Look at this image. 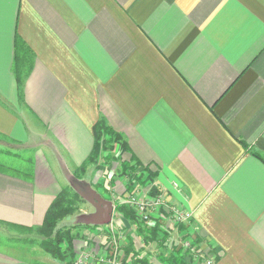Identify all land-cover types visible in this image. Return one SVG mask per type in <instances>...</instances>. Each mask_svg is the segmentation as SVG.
Instances as JSON below:
<instances>
[{"label": "crops", "instance_id": "obj_1", "mask_svg": "<svg viewBox=\"0 0 264 264\" xmlns=\"http://www.w3.org/2000/svg\"><path fill=\"white\" fill-rule=\"evenodd\" d=\"M98 121L194 215L166 244L127 237L129 260L171 264L181 248L184 264H264V0H0V143L33 151L25 172L0 167V222L37 226L63 188L97 181L74 169Z\"/></svg>", "mask_w": 264, "mask_h": 264}, {"label": "rangeland", "instance_id": "obj_2", "mask_svg": "<svg viewBox=\"0 0 264 264\" xmlns=\"http://www.w3.org/2000/svg\"><path fill=\"white\" fill-rule=\"evenodd\" d=\"M25 70L26 69L24 68L23 79L26 75ZM15 77L17 80L16 73ZM107 125L114 132V136H111L112 138L108 141L107 137H110L109 134H99L98 128L97 133L94 130V140L95 142H97L96 140H99L100 152L98 154L92 155V149V151L84 161L86 162L87 168L93 169L94 173H96L95 176L97 181L95 183H92L91 186L89 184L87 186H81V184L79 183L80 192L76 191V189H74L73 187H70V192H78L83 200L78 199L79 201H77L79 203L80 210L64 218L59 225L60 227L67 226L68 228L70 227L71 229H73L71 231L73 234V238L71 240L73 245L72 252H67L68 249H66V245H64L62 249L61 259H58L52 256L50 252L44 250V248L40 245V239H42V236L40 234L25 230L23 228H19V226L16 224H4L0 222L1 262L8 261L12 264H15L17 262L24 261L32 264L33 261H35L36 264H73L74 260L79 256H83V254H88L89 256L93 255L94 257L103 256L105 250L110 249V246H108V244H112L114 246L120 245V248H122L121 250H124V260L129 264H133L135 259L133 261L128 259L127 251L124 249V247H122V245L125 244V239H127V237L128 239H131V236H136V238H139L141 235L145 238L143 233L140 232L142 229L141 223L148 228L154 227L156 225L159 226V229L161 227L162 230H159L161 231V235H159V237L161 239L162 234H164V236L167 238L166 243H168V234L166 232L169 229V225L171 224V222L176 226L191 225L192 218L194 216L193 212L188 219L179 221L175 220L174 214L176 210H180L184 213L190 210L183 208L179 204L172 203L170 200H168L169 197L166 192L161 193L162 191L160 189V185L156 181L157 176L154 173L158 170V168L141 164V162H137L133 158L128 159L126 157V154L129 152V144L126 142L124 137H122L121 133L112 128V126H110L109 124ZM32 154V150H26L25 152L24 150L17 148L7 151L0 143V167L7 168L9 170H12L10 168L14 167L17 170L25 172L26 169L30 168L28 160L32 156ZM129 162L131 165H133V167L135 166V163L136 165H138L135 171H132V167L127 169V167L130 166ZM74 170L75 176L77 178L78 175L79 177L80 175H82V165L77 167V169L75 168ZM171 184L174 188H179L178 186L180 185L177 181L174 180ZM125 186L128 187L125 188ZM90 187L94 193L97 192L96 195L100 196L104 201H108L115 207V209L119 205H124L132 209L131 211L135 212L137 217L125 218L131 221V226L134 225V229L131 228L128 230V228L124 229L123 227L121 229L117 224V217L116 220L111 219L109 223L104 224L105 229L104 231H102L101 229V232L96 229V227H99L98 224L89 223L85 225L86 223H83L82 221L85 222L86 219L92 217L93 214L97 212L96 210H98L97 203L93 202V200H95V195L94 193L90 194L89 192H92V190H90ZM110 191L113 192L114 200H112L113 198H111L113 196ZM136 197L148 203V207L154 212H157L159 215H156L153 212V214L149 218L144 217L143 213H140L139 210H137L130 201L131 199ZM158 201L161 202V205L158 207V209H156L155 204ZM163 212L167 213H164L163 215ZM158 216H160V218H166L167 221L165 223H162V221L159 220ZM170 216L175 222L172 221ZM41 224L37 226H40ZM86 230L88 231L85 232ZM188 237L180 239V242L183 246L184 242L192 240V235L190 236V238ZM195 239L194 240L199 243L198 245H201V241H197V237ZM186 246L187 245L185 244V248H187ZM64 254L65 256H68L65 259V256L63 257ZM214 257H216V254L214 255Z\"/></svg>", "mask_w": 264, "mask_h": 264}, {"label": "trees", "instance_id": "obj_3", "mask_svg": "<svg viewBox=\"0 0 264 264\" xmlns=\"http://www.w3.org/2000/svg\"><path fill=\"white\" fill-rule=\"evenodd\" d=\"M22 45L23 44L17 45L15 61H14V71L17 76L19 87H21L22 82H23V72H24L23 69H24L25 61H27L26 60L27 55H25L26 49ZM97 128H98L99 134L100 133L109 134L110 137H107L108 141L112 138L111 136H114V132L104 121H99V123L96 124V126L94 127V130L96 133H97ZM96 141L97 142H95L93 151L91 153L92 155L98 154L100 152L99 140H96ZM254 154L264 161L263 155H261L260 153H256V152H254ZM130 167H132V171H135L138 165H136L135 163V166H134L135 168H134L133 165L130 164V166L127 167V169ZM86 168H87V165H86V162H84L82 169H86ZM154 173L156 174V172ZM70 190H71L70 187H65L61 190V192L53 200L51 206L47 210L44 220L40 226L36 227V226L18 225L19 228H23L25 230H29L32 232H36L37 234H40L42 236V239H40V245L44 248V250L50 252L52 256L58 259H61L62 249L64 245H66V249H68L67 252L68 251L72 252L73 250V245L71 242L73 238V234L71 231L73 229H71L70 227L68 228L67 226L60 227L59 225L63 221L64 218L80 210L79 203L77 201H79L78 199H82L78 192L72 193L73 191L70 192ZM118 210L128 218L137 217L135 212L131 211L132 209H130L127 206L119 205ZM93 226H96V225H93ZM141 228L142 229L140 232L144 234L145 239L146 237L149 238L148 235H150L151 240H156L158 239L159 235H161L158 225L148 228L141 223ZM164 237H165L164 234H162L161 240L163 244H166L167 238L166 237L164 238ZM198 241L200 240L198 239ZM126 249H128L126 251L127 253H129L132 248L128 246V248L126 247ZM64 256L65 254L63 255V257ZM66 257L68 256H65L64 259ZM183 258H184L183 251L181 250V248H179V250L176 251V254L174 256H171V258H169L168 261L173 264H182L184 263ZM133 264H140V262L134 261Z\"/></svg>", "mask_w": 264, "mask_h": 264}, {"label": "built area", "instance_id": "obj_4", "mask_svg": "<svg viewBox=\"0 0 264 264\" xmlns=\"http://www.w3.org/2000/svg\"><path fill=\"white\" fill-rule=\"evenodd\" d=\"M130 201L134 205V207L137 210H139L140 213H143L144 217L149 218L153 214L154 211L148 207L147 205L148 203L144 202L138 197L133 198ZM155 205H156V209H158V207L161 205V202L158 201ZM154 213L158 215L157 212H154ZM191 213H192L191 210L186 213L181 212L180 210H176L174 217L176 221L185 220L191 216ZM170 218L172 219L171 216ZM172 221L174 220L172 219ZM185 244L187 245L186 247L188 249H191V250L193 249L192 240H188L184 242V248H185ZM108 246H110V249L109 250L106 249L103 256L94 257L93 255L89 256L88 254H83V256H79L77 259H75L74 260L75 263L73 262V264H127L128 263L124 260V257H123L124 250H121L122 248H120V245L114 246L112 244H108ZM211 263H212V260L208 261V264H211Z\"/></svg>", "mask_w": 264, "mask_h": 264}, {"label": "water", "instance_id": "obj_5", "mask_svg": "<svg viewBox=\"0 0 264 264\" xmlns=\"http://www.w3.org/2000/svg\"><path fill=\"white\" fill-rule=\"evenodd\" d=\"M94 203H97V212L90 217L93 224H107L112 219V206L108 201H104L100 196L94 194Z\"/></svg>", "mask_w": 264, "mask_h": 264}]
</instances>
